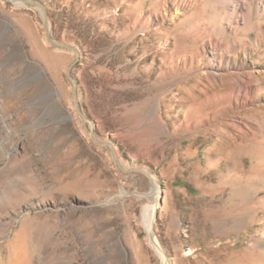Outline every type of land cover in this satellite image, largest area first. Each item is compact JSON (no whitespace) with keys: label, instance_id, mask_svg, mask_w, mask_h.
Returning <instances> with one entry per match:
<instances>
[{"label":"rangeland","instance_id":"1","mask_svg":"<svg viewBox=\"0 0 264 264\" xmlns=\"http://www.w3.org/2000/svg\"><path fill=\"white\" fill-rule=\"evenodd\" d=\"M0 0V264H264V0ZM86 119V120H85Z\"/></svg>","mask_w":264,"mask_h":264},{"label":"bare ground","instance_id":"2","mask_svg":"<svg viewBox=\"0 0 264 264\" xmlns=\"http://www.w3.org/2000/svg\"><path fill=\"white\" fill-rule=\"evenodd\" d=\"M18 5L23 6V4H21V3H19ZM42 14H43V12H42ZM49 29H50V27H49ZM153 179H155V178L153 177ZM153 190H154V195L156 196L157 200L154 204L148 206L145 209L143 216H142V223H143V226H144V228H145V230H146V232L150 238V241H151V244H152L154 250L156 251L158 256L162 259L163 264H169V260L166 256L165 252H164V249H163L159 239L155 235L156 234L155 225H156L158 209H159L158 198L161 196L162 191L156 186H153ZM24 257H22L20 254L16 255L13 258L12 264H24V263H26L27 261H26V258H24Z\"/></svg>","mask_w":264,"mask_h":264},{"label":"water","instance_id":"3","mask_svg":"<svg viewBox=\"0 0 264 264\" xmlns=\"http://www.w3.org/2000/svg\"><path fill=\"white\" fill-rule=\"evenodd\" d=\"M6 2H9V3H15V4H23V6L25 7H32V8H38V9H41V11L43 12V16H44V20H45V25L47 27V34H48V38L50 40V42L55 45V46H60V47H65V45L63 44H59V43H56L55 41H53L51 38H50V35H49V32H50V29H49V21H48V16H47V13H46V10H45V7L43 6V4H41L40 2L36 1V0H4ZM86 120V119H85ZM140 172L144 173L145 175L148 176V178L151 180L152 182V185L153 186H156L158 187L159 189H161V186L158 184L157 181H155V179H153L152 175L150 173H148L147 171L145 170H139ZM153 238V237H152Z\"/></svg>","mask_w":264,"mask_h":264}]
</instances>
